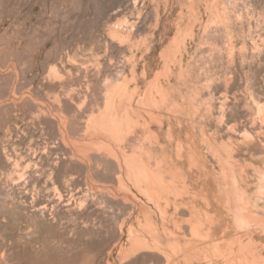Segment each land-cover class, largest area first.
Returning <instances> with one entry per match:
<instances>
[{"label": "rangeland", "instance_id": "1", "mask_svg": "<svg viewBox=\"0 0 264 264\" xmlns=\"http://www.w3.org/2000/svg\"><path fill=\"white\" fill-rule=\"evenodd\" d=\"M262 109L264 0H0V264H168L147 248L128 253L131 238L148 244L155 237L147 226L171 230L180 219L182 237L193 206L224 223L221 248L237 250L208 144L236 153L255 197V168L264 170ZM111 112L133 120L124 136L95 128L102 117L108 128ZM142 146L186 175L181 198L160 192L161 209L107 157L122 148L141 159Z\"/></svg>", "mask_w": 264, "mask_h": 264}, {"label": "bare ground", "instance_id": "2", "mask_svg": "<svg viewBox=\"0 0 264 264\" xmlns=\"http://www.w3.org/2000/svg\"><path fill=\"white\" fill-rule=\"evenodd\" d=\"M193 37H194V35H193ZM179 40H181V39H179ZM184 40H186V39L184 38ZM182 42H183V40H182ZM186 44H184V45H186ZM175 47H177V46H175ZM178 47H179V45H178ZM178 47H177V49H178ZM183 50L186 51V48H184ZM179 53H180V51H179ZM181 53H182V51H181ZM172 55H173V53H172ZM231 56H232V54H231ZM172 58H174V57H172ZM182 59H184V58H182ZM180 66H181V68L183 67L182 61L180 63ZM166 67H167V65H166ZM122 88H123V86H120V85L119 86L118 85L115 86L114 85L112 91L119 92V91L122 90ZM158 93L161 95V102H163V103L168 102V100H169L168 94L163 90V88L162 89L161 88H158ZM174 97H175V94H174ZM197 100H198V98H197ZM173 102H174V100H173ZM211 106H212V104H211ZM111 107H113V106L111 105ZM172 109H174V107ZM201 109H199V110H201ZM262 113L264 114V109H262ZM113 114H114V112H111V115H113ZM119 115L120 114H117V115L115 114V116L114 115L112 116L111 122L109 123L108 128L105 127V122L103 120V117L100 118V119H98V120H96L95 121V128L100 129V130H104L105 133L107 132L108 134H110L112 138H119L121 136H124L123 135L124 128H129L130 129L131 128V124L133 123V120H131L128 112L124 116H122V117H120ZM202 116H204V115L202 114ZM260 116H262L261 113H260ZM262 117L264 118V115ZM120 122H122L123 124L120 125ZM145 125H148V124H145ZM204 128H206V127H204ZM261 128L263 129L264 127L262 126ZM200 129L202 131V128H200ZM233 130H235V128ZM237 130H238V127H237ZM145 131L146 132H145V136L144 137L147 140V142L150 141V144L151 145L154 144L152 142V140H154V138H153V135L151 133L153 131H150V129L149 130H145ZM212 131L214 132V130H212ZM212 131H210V132H212ZM230 131H231V133L233 132L231 129H230ZM230 131H227V132L229 133ZM261 131L263 132V130H261ZM220 132H223V131L221 130ZM201 133L206 134L205 131H202ZM143 134H144V132H143ZM221 134L222 133H220L218 135L221 136ZM239 134H241V132ZM258 134H259V132H258ZM141 135H142V133L140 134V137H142ZM214 135H217V134L214 133ZM218 135L216 137H219ZM234 135H235V132H234ZM247 136H248V134H247ZM260 137H262V136H260ZM260 137H258V138H260ZM172 138H174V137H172ZM172 138L171 139L168 138V139L172 141ZM225 138H223V139H225ZM120 139H122V138H120ZM135 139H138V137H136ZM187 139H189V138H187ZM223 139H221V140L223 141ZM228 139H229V137H228ZM242 139H243V137H242ZM254 139H255V137H254ZM158 140H160V139H158ZM140 141H142V140H140ZM178 141H179V139H178ZM205 141H210V140L209 139H206ZM247 141H251V140L249 139ZM255 141H256V139H255ZM179 142H177V143H179ZM251 142L252 143H250V144H253L254 143L253 141H251ZM184 143H187V140ZM172 144L174 145V143H172ZM179 144H181V143H179ZM262 144H264V143H262ZM208 145L211 148V151L210 152H212L214 154V156L217 158V160L219 161V164L221 166V170L222 171H220V172H222V175H223V186L224 187H222L220 185L221 187L219 189H220V192H222V195H220V194L219 195H220V198L222 197L223 200H224V203H223L224 205L222 204V206H225V208H224L225 210L224 211L227 210L225 212V214L228 212L227 213V215H228L227 217L230 218V220H229V222H230L229 226L234 229L232 231H236V233H234L236 235L234 236V239H232V240H234V242L232 241V244H234V243H236L238 241L239 245L236 244V245H238V249L237 250H231V249L228 250L227 248H225V249H227V251L223 250L224 248L222 249L221 247H224V245H226V244H225V242H220V240H218L217 237H219L220 236L219 234H221V231H219L218 229L220 228L222 230V228H225V227H222V228L220 227V226H223L224 223L223 224H214L216 221H218V223H222V222H220L219 220L214 219L211 215H209L208 208L206 209V211L203 212V210H202L203 208L202 207H201L202 209H197L198 206L197 207L196 206H193V207H191V210L189 209L190 212H191V214H190L191 215V220H188L189 218H187V222L190 221V223H189V227L190 228L188 227V229H189V232L188 233H185L184 235H182V237H180L181 236V233H183L181 231L183 226H181L180 224L181 223H184L183 221L181 222V219H180V222H176L175 221V228L174 229H171L172 231L169 230L170 228L169 229H165L164 231H162L161 230L162 228L160 229L159 227H155L156 225L155 226H151V227L147 226V228L149 229V232L154 233L153 235H154L155 239H153V242H150L148 240L149 242L147 244V242L144 241L145 239H144L143 236H142L143 239L140 238L141 236L140 237L138 236V238H140V239H134L132 237L131 238V241H132V246L131 247L132 248L129 249L128 253H131V252L134 253V252L138 251L140 247L141 248H147V250H150V252L152 251L153 254H154V252H160V253H162L165 256V258H166V263H168V264L170 262H172V264H197L198 262L199 263H204V261L205 262H212L211 255H210L211 253H214V255H215L216 258H218V259L221 258L223 260L222 262L224 264H264V255H263L264 253L262 251L263 248L262 249H259V247L256 244V237H255L256 236V233H258L257 231H261V233H264V170L263 169L258 170V169L255 168V170L258 171L257 172L258 173V181L257 182H259V183H258V186L256 185L257 186V188H256L257 189L256 196L253 197V195H250V192L248 191L249 190L248 187L246 188L245 187L246 185H244V181L246 179L243 178L244 176L242 177V175H240V172H239L240 170L237 168V163H235L233 161V158H235L234 156L236 155V153L233 156V152L231 150L225 149V148L222 149L221 147H218L217 146V143H213V141L210 142ZM227 145H231V144L230 143L229 144L227 143ZM240 145H241V143H240ZM147 146H148V144H147ZM221 146H223V145H221ZM246 146L248 147V144ZM142 147H141V151H143V155L147 156V158H142L143 155L141 156V159H140V157L137 158V156H136V158L135 157H130V156L127 155L126 151L124 149H122V148H120V151H119V149L118 150L109 149V154H108L107 157L110 158V161L111 162H109V163L110 164L113 163L115 165V167L119 169L120 174H118V176L121 175V173L122 174H125L126 175V178L132 180L133 183L136 182L140 186L142 185V187L145 188V190L150 194V197H148V198H150L154 203L158 204L156 206H159L160 209H161V207H162L161 204H162V199L163 198L161 197L160 192L163 191V190L170 189L172 191V194H174L175 196H177V198H178V196H180V198H181L182 197L181 194H184L183 193L184 192V189H187L188 188V185L185 182V176L186 175L183 174L182 171H179L178 166L176 167V164L177 163L175 164L173 161L169 160V158L166 159L167 157L166 156H165L166 158L164 157L165 154H163V157L164 158L163 157H161V158L160 157L153 158V157H151L152 155H150V151H148V150L146 151L145 150L146 148H144V146H142ZM175 147H177V146H175ZM184 147H186V145ZM165 148H166V146L163 148V150H165ZM203 148H205V147H203ZM160 149H161V147H160ZM177 149L179 150L180 148L177 147ZM182 149H181V151H182ZM163 150L161 149L160 152H162ZM235 150H237V148ZM157 151L159 152V150H157ZM175 152H173V153H175ZM177 152H180V151H177ZM183 153L185 154L187 152L185 151ZM168 155L170 156V154H168ZM174 156H175V154H174ZM211 156H213V155H211ZM177 158H178V156H177ZM181 158H182V156H181ZM189 159H190V162H191L192 166H194V168L196 167L197 169H200V166L201 165L199 164V161L197 160V157L196 156L189 155ZM113 164H111V165H113ZM181 166L184 168L183 165H181ZM181 166H179V167H181ZM190 167L188 168V170L190 169ZM114 170L117 171L116 169H114ZM191 170H189V171H191ZM199 174H201V173H199ZM196 175H197V173H196ZM255 177H256V175H255ZM187 178L188 177H186V179ZM123 179H125V177ZM120 181H121V184H124V181L122 179ZM191 186H193V185H191ZM142 187H141V189H143ZM216 188H217V186H216ZM217 189H216V191H217ZM218 192H215V193H218ZM252 193H253V191H252ZM167 195H169V194H167ZM147 196H149V195H147ZM216 196H218V195H216ZM197 198H199V197H197ZM220 198H218V199H220ZM174 203H175V200H174ZM221 203H220V201H218V205L217 206H220ZM207 204L209 206V203H207ZM178 206L179 205H177V207ZM221 211H223V210H221ZM174 212H175V210H174ZM219 213H220V211H219ZM215 215L217 216L218 214H215ZM221 215H219V216H221ZM166 218H167V216H166ZM224 219L226 220V217ZM182 220H184V219H182ZM217 227H219V228L217 229ZM226 228H227V226H226ZM130 233H133V231L130 232ZM223 233H225V232H223ZM228 235H233V234H229L228 233L227 236ZM133 236H134V234H133ZM222 236H224V234ZM128 238H130V237H128ZM163 238L164 239L166 238V240H167L168 243H165L164 245H160V243H163V241H164V240L162 241ZM244 239H246V242L243 241ZM235 240H236V242H235ZM241 240H242V242H241ZM259 242H261V241H259ZM129 244H131V243H129ZM124 252H127V251H124ZM138 253H139V251H138ZM141 253L142 252H140V254ZM151 254H150V257H151ZM148 257H149V255H148ZM214 262H212V264ZM214 264H216V263H214Z\"/></svg>", "mask_w": 264, "mask_h": 264}]
</instances>
